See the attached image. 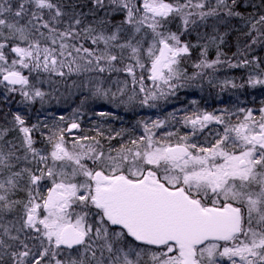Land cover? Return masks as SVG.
Returning a JSON list of instances; mask_svg holds the SVG:
<instances>
[{"label": "snow or ice", "instance_id": "6c2138e0", "mask_svg": "<svg viewBox=\"0 0 264 264\" xmlns=\"http://www.w3.org/2000/svg\"><path fill=\"white\" fill-rule=\"evenodd\" d=\"M73 77L90 129L0 116V264H264V0H0V94ZM205 79L237 98L153 111Z\"/></svg>", "mask_w": 264, "mask_h": 264}, {"label": "trees", "instance_id": "16d2710c", "mask_svg": "<svg viewBox=\"0 0 264 264\" xmlns=\"http://www.w3.org/2000/svg\"><path fill=\"white\" fill-rule=\"evenodd\" d=\"M258 2V0H256ZM235 35V34H234ZM238 35V34H236ZM237 39V37L229 38L228 43H233V45H229L228 48L224 49L227 52H231L234 50V39ZM233 49V50H232ZM191 61H189V64ZM189 71L191 72V68H189ZM239 73V71L234 72L233 74ZM197 86L181 89L179 93H177V97L173 98L174 103L171 104V106L168 108L167 111H172V109H180L185 107H191L190 102L191 101H198V107L202 109H206L208 111H212L213 109H216L217 106H208L204 104V101L208 98V93L211 90H208L205 86H208V83L206 80L197 82ZM212 86V85H209ZM191 91H190V90ZM0 92L1 89H0ZM251 92V91H250ZM253 92H256L253 90ZM258 98L264 99L263 95L258 94ZM262 96V97H260ZM81 101H83L79 96L73 101V103L69 104L68 109L60 106L55 107H46V105L41 104V102L36 101L33 105H25L21 103V97L19 95H15L14 97L10 99H5L4 94H0V116H3L7 114L9 111L16 112L20 109H27V118L30 119L32 122H36L37 119L43 120L46 117L49 118V125H51L52 120L50 119L52 116H55L59 118L60 116H64L66 119L71 116L70 113H73L74 110L80 109V111L84 114L83 115V123L82 127L87 129H90L92 126V123L96 121V118L92 117L93 111H100V109L95 108H89L88 106L84 109L81 108ZM104 110H110V109H104ZM153 111L151 112H144L137 110L136 112H126L124 110H116L114 112L115 117H119L121 119H113L109 121V124L111 127L114 128H129L131 125L135 124L136 121L146 115H152ZM10 119V116L8 117ZM3 121L0 120V123ZM115 143V142H113Z\"/></svg>", "mask_w": 264, "mask_h": 264}, {"label": "rangeland", "instance_id": "374dc122", "mask_svg": "<svg viewBox=\"0 0 264 264\" xmlns=\"http://www.w3.org/2000/svg\"><path fill=\"white\" fill-rule=\"evenodd\" d=\"M233 26H237L238 27V24H237V22H233ZM235 34V35H234ZM237 33H235V32H233V33H231V35L228 37V40H229V38H233V37H237L238 35H236ZM235 42H236V38L234 39V44H235ZM229 45H233V43H230ZM228 48V47H227ZM226 49V48H225ZM233 50V49H232ZM233 51H235V46H234V50ZM227 52V51H226ZM232 52V51H231ZM231 52L229 53V55H231ZM235 72H237V71H235ZM231 74H233V73H231ZM236 74V73H235ZM241 75H242V73H241ZM235 76H237V77H239L240 76V74L238 75V74H236ZM73 79H76L77 80V83H79V80L76 78V77H73L72 79H69V80H67V82H66V84H61V85H59L58 86V88H59V90L58 91H53L52 92V94H51V96L50 97H48V98H46V100H45V102L43 103V105H46V107H55V106H60V107H64V108H66V109H68V106H69V104H71V103H73V101L79 96L82 100H84V96L81 94V91H80V89H78V88H76V87H74L73 86ZM207 81V80H206ZM213 84H215V82L213 83ZM195 85L194 84H191V86H190V89H192V87H194ZM208 90H212L213 89V87H214V85H212V86H209V84H208V86H205ZM189 89V90H190ZM1 91H2V89H1ZM191 91V90H190ZM249 91H251L252 93H253V90L252 89H249ZM209 93H210V95H211V97L212 98H214V95H215V93L214 92H212V91H209ZM223 93H225V97H224V99L225 100H227V102H225V104L221 107V108H223V107H226V106H229V103H230V101H229V97H231L232 98V101H235V99L237 98V96H238V94H233L232 92H230V91H223ZM264 96V95H263ZM260 97H262V96H260ZM216 98L217 99H219V98H221V96H216ZM238 98H239V100H240V98L242 99V96H238ZM241 101V100H240ZM38 102H40V101H38ZM89 104L91 103V101H89L88 102ZM174 103V101H173V99H172V97H170L167 101H165V100H161V101H159V109H157V110H153V111H156V112H158V114H160V115H166L167 114V112H170V111H167V110H169L168 108L171 106V104H173ZM34 104V103H33ZM33 104H30V106L31 105H33ZM85 107H87V105H85L84 107H83V109L85 108ZM218 108H220L219 106H217V108L216 109H218ZM174 109H172V111H173ZM148 112H151V111H148ZM71 115H72V113H70Z\"/></svg>", "mask_w": 264, "mask_h": 264}, {"label": "flooded vegetation", "instance_id": "af4514ba", "mask_svg": "<svg viewBox=\"0 0 264 264\" xmlns=\"http://www.w3.org/2000/svg\"><path fill=\"white\" fill-rule=\"evenodd\" d=\"M241 75V72L239 71L238 75ZM223 78V77H221ZM207 80V79H205ZM192 84H194L195 86H197V81H193ZM215 85V84H213ZM212 92L215 93L214 98L211 97L210 93H208V98L204 101L205 105L208 106H219L220 108L225 104V102H227V100L224 99V97L226 96L225 93H223L218 87L214 86L213 89L211 90ZM256 92H251V96H242V99L240 98V100L244 103H246L249 107H253V108H258L260 107V103L259 101L261 100L260 98H258L257 95V90H255ZM216 96H221V98L217 99ZM255 101V103H250V101ZM183 131V130H182Z\"/></svg>", "mask_w": 264, "mask_h": 264}]
</instances>
